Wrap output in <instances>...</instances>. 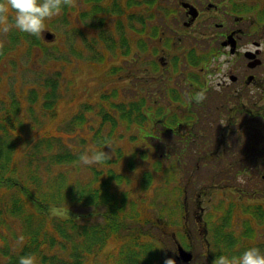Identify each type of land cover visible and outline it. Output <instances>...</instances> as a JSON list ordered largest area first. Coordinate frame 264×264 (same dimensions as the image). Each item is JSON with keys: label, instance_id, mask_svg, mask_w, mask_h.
I'll return each instance as SVG.
<instances>
[{"label": "flooded vegetation", "instance_id": "obj_1", "mask_svg": "<svg viewBox=\"0 0 264 264\" xmlns=\"http://www.w3.org/2000/svg\"><path fill=\"white\" fill-rule=\"evenodd\" d=\"M129 10L120 25L141 33L117 59V88L132 90L124 106L148 108V131L131 125L142 150L180 172H211L213 187L246 199L249 231L264 235V0H140ZM158 247L164 262L210 263L194 243L184 245L189 262L177 245Z\"/></svg>", "mask_w": 264, "mask_h": 264}, {"label": "trees", "instance_id": "obj_2", "mask_svg": "<svg viewBox=\"0 0 264 264\" xmlns=\"http://www.w3.org/2000/svg\"><path fill=\"white\" fill-rule=\"evenodd\" d=\"M83 2L86 6L78 7L77 10L75 7H65L60 15L61 20L69 25L67 15L71 13L70 28H74L81 39H87L84 37V28H95V32L89 37L92 39L91 44L96 43L95 39H109L107 30L111 26L108 24L120 13L118 1L114 0L111 4H105L103 0ZM72 13H77L80 24L74 22ZM88 17L93 21L89 25L85 21ZM53 20L48 26L47 21L45 22V29L50 28ZM115 24L118 25L119 22L116 21ZM58 37L63 39L61 35ZM6 38L5 42L0 39V74L6 69L4 62L6 58L9 59L8 55L16 52L21 54L27 49L32 52L34 47L42 51L47 49L41 36L29 38L28 34L14 28L7 33ZM56 77H43L37 88L28 89L27 97L18 94L12 100L0 99V264H19L20 257L26 255H33L36 264H87V259L96 258L109 243L135 246L118 250L120 258L113 257L114 263H150L157 257L149 254L160 251L136 246L159 243L161 234L156 228L160 226L147 211L143 200L136 201L130 197L128 190L119 191L115 187V183L121 182L124 177L109 168L107 176L103 178V169L94 168L91 182L80 183L71 179L66 169L71 168V163L78 160V155L71 152V146L64 142L62 135L34 130L24 120L23 108L33 114L38 111L48 117V120L56 115L59 100L57 92L62 82L58 73ZM89 110L85 106V111ZM133 110L141 123L147 119V109H128L129 112ZM120 115L126 119L125 114L121 112ZM101 117L104 119L106 115ZM72 123L76 126L84 125V114L67 120L62 129L71 131ZM108 123L111 128L116 126L113 120ZM103 125L102 120L92 132L96 151L110 139L111 132L105 137L102 135ZM26 138H30L29 145L22 157L19 155V145ZM19 158H22L21 164L18 162ZM106 164L110 166L115 162L110 159ZM65 166L68 168L64 169ZM151 181L152 177L148 172H142L140 188H150ZM74 206L91 208V211L75 215ZM56 208L63 209L64 214H54L53 210ZM221 208L222 217L217 222L210 223V244L217 251V257L238 256L247 249L246 232L238 235L234 232L230 204ZM178 213L182 215L181 211ZM92 218H95L94 223L91 222ZM178 219L170 220L168 227L181 226L183 219ZM21 236L22 241L19 239ZM124 257H127L126 260H123Z\"/></svg>", "mask_w": 264, "mask_h": 264}, {"label": "rangeland", "instance_id": "obj_3", "mask_svg": "<svg viewBox=\"0 0 264 264\" xmlns=\"http://www.w3.org/2000/svg\"><path fill=\"white\" fill-rule=\"evenodd\" d=\"M75 5V9L86 6L83 0H75ZM70 14L71 13H68L67 15L69 25L67 22H63L59 15L53 17L55 19H52L53 22L50 28H47L53 33H56L57 37L58 35H61L63 39H59L58 37L51 42H46L47 49L45 51L38 50L34 47L32 52H29L27 49L21 54L20 52H16L14 54V59H5L4 64L6 69L0 74V99L12 100L15 99L18 94L27 97L28 89L32 87L37 88L43 77L47 76L54 79L56 73H58L62 82L59 91L57 92L59 97L56 106L57 114L51 120H48V117H44L43 114L38 111L33 114L28 109L24 110L23 108L22 113H24V120L32 125L34 130L47 131L49 134L55 133V135L58 136L62 135L64 142L68 146H71V152L79 157L82 152L93 151V148H89V144L93 141L92 138L90 140L92 135V130H90V128L95 129L96 126L99 125L97 117L99 116V106L101 104L100 96L106 95L111 101L113 100L115 102L125 101L129 98L127 92L129 91L132 95V90L127 91L122 88L115 89L118 86L117 81L118 77L121 76V73L120 71L117 75L110 73V53L112 52L107 53L104 49V44L100 43L99 39H95L96 43L90 46L86 45V41L91 42L92 39H81V36L77 35L78 32L75 31L74 28L71 30ZM72 15H74V13H72ZM52 20L47 21V26ZM87 23H90L89 20ZM94 29L95 28H84V37H91L95 32ZM107 31L110 36L117 38L118 34L114 27H110V30ZM6 35L7 34H3L0 36V39L4 42L7 39ZM28 36L30 38V35ZM104 53L106 56L105 61L100 63L98 60H91V58L100 54L103 55ZM113 55L111 57L112 60H114ZM113 62L118 63V60L116 59ZM113 89L116 91L115 99L111 95ZM106 104H108L107 101ZM23 105L26 108L28 107L25 103H23ZM86 105L90 107L89 113L83 112ZM0 106H2L1 102ZM82 112L85 114L86 122L84 125L75 126L72 123L71 131L67 128L65 130L64 128L62 129L69 118L72 119L75 115L82 114ZM134 116L135 114L132 113L130 117L133 118ZM147 127L148 126L146 125V128ZM56 130L58 133H56ZM106 132L107 130H103V134ZM133 134H135L134 126H131L126 130L123 125H120L117 128V132L113 134L114 141L110 142L108 146L110 152L115 153L114 150L119 152L117 156L116 154L114 155V153L112 154L109 152L111 159L114 160L115 164L107 166V168L112 167L116 171L124 173L125 177H129L128 184H122L120 190H128L135 185V191L138 187L137 183L140 176L142 172L145 171L148 172L150 177H152V181L150 182L151 186L149 189H146L144 194L148 198V209L155 210V213L160 215L164 220H169L168 212L165 211L169 200H172L178 206L181 205L180 200L182 199V196L179 195L178 187L188 188L190 190L194 188L197 190V193L201 194L199 205L204 208L206 214L203 213V216L207 219L208 224L217 222L211 221L216 219L217 215H215V213L218 211L217 208L219 206L226 207L227 204H230L231 207L233 205L235 214L237 215L233 217V228L237 231L241 229L240 221L245 217L246 199H237L236 195L232 194L231 189L229 188L224 190L207 188L209 183L212 185V181H209V178L205 181L203 178L207 179L206 175L211 174L209 171L192 173L190 180H187V177L181 173L180 170L178 171L176 166L171 163L170 159L161 160L159 169H156V167L153 168L152 163L154 160L157 161V156L154 157V155H147V151L142 150V145H140L137 140V136H133ZM120 137L123 138L116 140ZM29 140L30 138H26L24 142H22L23 140L21 141V144L19 145V155L25 153L28 148L27 146L29 145ZM124 157H126V159L122 162ZM19 159L18 162L21 164L22 158ZM130 162L135 163L136 169H128V164ZM170 165H172V169H168ZM42 166H44V163H42ZM102 167L106 168L103 164L84 166L79 164L77 160L76 162L71 163V168L65 166L64 169L68 168L66 170L71 179L80 183H87L93 180V169H100ZM187 183L189 184L185 186ZM140 191H142L141 188ZM84 211H86V208L82 206H74V212H76L74 213L75 215ZM53 212L56 215L64 214L63 209L59 208L53 210ZM219 214L221 213L219 212ZM94 219L95 218L91 219L92 223H94ZM189 225L192 226V224ZM198 227H200V225ZM199 230H197L198 234ZM128 247L129 245L125 244L120 245V243H109L96 258L87 259L86 263L126 264L121 261L114 263L113 257H116L119 254L118 250H123ZM262 253H264V249ZM117 258H120V256L118 255ZM126 258L127 257H124L123 260H126Z\"/></svg>", "mask_w": 264, "mask_h": 264}, {"label": "clouds", "instance_id": "obj_4", "mask_svg": "<svg viewBox=\"0 0 264 264\" xmlns=\"http://www.w3.org/2000/svg\"><path fill=\"white\" fill-rule=\"evenodd\" d=\"M75 0H0V35L13 28L21 33L39 38L45 29V22L59 16L65 7H75ZM197 102L204 97L197 96ZM111 159L109 152L93 150L82 152L78 163L92 166L106 163ZM22 241L23 237H19ZM19 264H36L33 255L21 256ZM165 264H175L168 258ZM213 264H264V253L258 247H249L238 256L219 255Z\"/></svg>", "mask_w": 264, "mask_h": 264}, {"label": "water", "instance_id": "obj_5", "mask_svg": "<svg viewBox=\"0 0 264 264\" xmlns=\"http://www.w3.org/2000/svg\"><path fill=\"white\" fill-rule=\"evenodd\" d=\"M50 37H51V35H50V34H48V35H47V38H50Z\"/></svg>", "mask_w": 264, "mask_h": 264}]
</instances>
